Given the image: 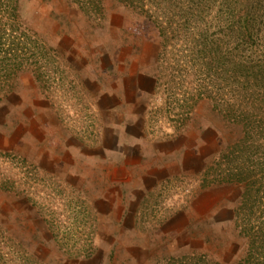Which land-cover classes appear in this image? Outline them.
I'll use <instances>...</instances> for the list:
<instances>
[{
  "label": "rangeland",
  "instance_id": "374dc122",
  "mask_svg": "<svg viewBox=\"0 0 264 264\" xmlns=\"http://www.w3.org/2000/svg\"><path fill=\"white\" fill-rule=\"evenodd\" d=\"M249 1L246 12L256 22L253 38L260 44L251 56L250 40L226 28L231 7L224 0H159L154 11L170 37L158 59L160 37L152 20L118 0H102L96 16L69 0H20L21 18L40 46H18L28 56L18 73L12 63L0 65V183L6 178L0 186V245L13 264H152L184 253L231 263L243 255L247 240L238 234L234 212L239 188H203L200 169L240 136L241 126L224 116L236 109L239 93H264V78L248 83L238 70L240 58L264 62V0ZM211 41L228 45L230 59L219 54L204 64L196 50ZM152 61L156 90L145 118L155 135H171L182 148L183 170L167 176L173 166L148 169L153 177L144 175L137 189L132 179L138 175L119 185L115 180L124 176L118 167L107 172L105 161L96 160L98 167L91 169L82 162L89 172L85 181L68 174L76 154L99 155L94 143L101 123L92 92L121 84L130 68ZM193 87L213 93L217 102L230 98L234 110L213 106L207 97L188 107ZM80 141L76 154L65 148ZM102 193L140 200L129 208L140 211L135 229L128 219L117 223V213L104 215L107 205L97 202ZM45 219L67 245L56 244ZM88 235L91 256L67 259L64 252L89 250Z\"/></svg>",
  "mask_w": 264,
  "mask_h": 264
},
{
  "label": "trees",
  "instance_id": "16d2710c",
  "mask_svg": "<svg viewBox=\"0 0 264 264\" xmlns=\"http://www.w3.org/2000/svg\"><path fill=\"white\" fill-rule=\"evenodd\" d=\"M77 5V7L87 15H94V12L102 10V0H69ZM125 6L132 9L140 10L144 16L152 20L157 28L160 37V51L158 56L160 59L165 52L167 42L169 41V33L167 28L159 21V16L154 10H158L157 4L159 0H118ZM225 5H229L231 9L225 15L227 23L226 28L233 31L235 29L240 40H250L247 51L248 56L253 55V48L259 47L260 44H255V27L256 23L246 10H250L249 0H224ZM20 0H0V65L12 63L14 73H18L25 67L26 59H28L27 51L19 48V45L34 43L32 48H39V41L36 34L32 33L27 24L21 18ZM236 10V11H235ZM240 12H237L239 11ZM93 11V12H90ZM237 21H239L237 23ZM237 25L233 27L235 24ZM34 37H33V36ZM7 42L8 48H3ZM38 44V45H37ZM31 45V44H30ZM228 45L222 47L216 42H205L196 50L202 54L204 64L219 54L230 59L232 56L229 52ZM34 52H28L30 55ZM30 57V56H29ZM39 59V58H37ZM230 62H227L230 68ZM241 74L248 83H254V80L264 78V62L255 63L254 60L248 58H240L238 64ZM40 67V66H38ZM37 67V68H38ZM4 68V67H3ZM41 68H38V71ZM259 78V79H258ZM157 81V77H156ZM260 81V80H259ZM188 100V107L195 105L202 97H207L212 101V105L220 107L224 105L228 110H234V101L228 98L226 101L219 99L211 92H204L202 88L193 87ZM207 93V96H204ZM253 91H242L239 93V98L236 101V109L230 113L228 119L233 120L241 126V134L230 143L226 144L200 169L201 187H211L214 185L229 184L239 188L238 203L235 206V227L238 234L246 238L247 244L243 255L234 262L223 263L208 257L204 253H190L180 255H170L161 257L152 264H264V93L257 94ZM219 113L222 112L218 109ZM235 117L232 116L233 113ZM222 114V113H221ZM223 115V114H222ZM231 117V118H230ZM3 182L6 178H2ZM0 183V186L3 185ZM2 187V186H1ZM243 213V216H240ZM243 218L242 224L241 219ZM48 228L52 232V237L56 244L60 247L67 245V238L57 239V234L54 232V226L50 220L45 219ZM256 232V233H255ZM89 242V250L80 249L74 250V253L64 252L67 259L89 258L91 256V236H86ZM63 240V241H62ZM84 240V238H79ZM75 241V240H74ZM72 245V244H71ZM7 253L0 245V264H13V261L6 255ZM26 258H29L27 256Z\"/></svg>",
  "mask_w": 264,
  "mask_h": 264
},
{
  "label": "crops",
  "instance_id": "0c3cea01",
  "mask_svg": "<svg viewBox=\"0 0 264 264\" xmlns=\"http://www.w3.org/2000/svg\"><path fill=\"white\" fill-rule=\"evenodd\" d=\"M155 61L143 64L142 68H130V72L126 73L121 84H115L110 88L98 87V90L92 92L94 96L95 109L100 116V128L97 134V140L94 143V149L98 153L81 152L76 154L81 147V141L76 143H67L68 147H73V152L77 158L74 157V163L68 174H72L85 181L89 172L86 167H98L95 161H105L107 172L118 167V171L124 176L120 180H115L119 185L130 182L127 176H135L132 181L133 188L137 189L143 182L144 175H150L151 170L156 168H170L167 170L168 175L179 173L182 168V159L179 161L178 145L172 144L171 135H155L151 130L148 120L145 118L147 111V102L151 99L156 90V76L151 70ZM142 104V111L137 109V106ZM74 135H68L76 138ZM77 139V138H76ZM78 140V139H77ZM172 145V146H171ZM80 152V151H79ZM146 152L148 156H144ZM97 155V156H96ZM156 158L160 163L155 166ZM150 159V162H149ZM142 161V162H141ZM82 162L87 166L82 167ZM163 163V165H161ZM71 166V165H70ZM163 166V167H162ZM181 166V168H180ZM145 169V170H144ZM140 179V180H139ZM97 202H102L107 205V210L104 215L112 217L117 213V223H126V220L132 221L131 229H135L136 219L140 216L138 209H129L131 207H139L140 200H133L127 198L123 200L122 197L106 196L104 193L98 196ZM92 207L97 209L96 201L93 202ZM119 207L117 212L115 208ZM211 209V208H210ZM102 214L97 210V214Z\"/></svg>",
  "mask_w": 264,
  "mask_h": 264
}]
</instances>
